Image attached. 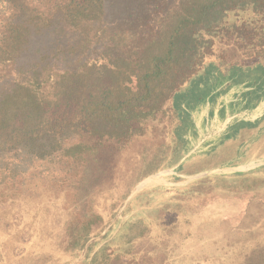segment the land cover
I'll return each instance as SVG.
<instances>
[{
  "label": "trees",
  "instance_id": "trees-1",
  "mask_svg": "<svg viewBox=\"0 0 264 264\" xmlns=\"http://www.w3.org/2000/svg\"><path fill=\"white\" fill-rule=\"evenodd\" d=\"M6 1L17 7L0 45L11 68L0 72V161L15 152L22 160L15 169L62 150L74 167L98 166L103 148L125 147L148 128L162 150L180 153L178 95L205 87L211 70L264 81V0ZM245 140L240 130L225 141L217 168ZM260 173L242 176L241 188L264 184L254 178ZM77 186L86 192L88 180ZM91 213L82 229L71 220L69 248L90 240Z\"/></svg>",
  "mask_w": 264,
  "mask_h": 264
},
{
  "label": "rangeland",
  "instance_id": "rangeland-1",
  "mask_svg": "<svg viewBox=\"0 0 264 264\" xmlns=\"http://www.w3.org/2000/svg\"><path fill=\"white\" fill-rule=\"evenodd\" d=\"M15 7L0 0V45ZM10 71L0 60V72ZM257 75L223 78L211 70L205 87L178 95L180 153L162 150L161 136L148 128L125 147L103 148L100 165L84 169L63 150L26 172L13 168L22 161L15 152L7 154L0 161V264H264V184L239 182L264 171V81ZM240 130L246 140L236 158L217 168L222 145ZM175 156L178 164L164 167ZM82 178L86 192L77 186ZM90 213V240L69 248L71 220L82 229ZM100 253L112 257L95 260Z\"/></svg>",
  "mask_w": 264,
  "mask_h": 264
},
{
  "label": "bare ground",
  "instance_id": "bare-ground-1",
  "mask_svg": "<svg viewBox=\"0 0 264 264\" xmlns=\"http://www.w3.org/2000/svg\"><path fill=\"white\" fill-rule=\"evenodd\" d=\"M156 181V180H155Z\"/></svg>",
  "mask_w": 264,
  "mask_h": 264
}]
</instances>
